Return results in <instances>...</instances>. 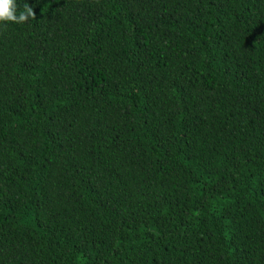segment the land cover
<instances>
[{"label":"trees","instance_id":"1","mask_svg":"<svg viewBox=\"0 0 264 264\" xmlns=\"http://www.w3.org/2000/svg\"><path fill=\"white\" fill-rule=\"evenodd\" d=\"M13 3L0 264H264V0Z\"/></svg>","mask_w":264,"mask_h":264},{"label":"clouds","instance_id":"2","mask_svg":"<svg viewBox=\"0 0 264 264\" xmlns=\"http://www.w3.org/2000/svg\"><path fill=\"white\" fill-rule=\"evenodd\" d=\"M33 15L32 8L25 6L17 11L13 0H0V21L23 22Z\"/></svg>","mask_w":264,"mask_h":264}]
</instances>
